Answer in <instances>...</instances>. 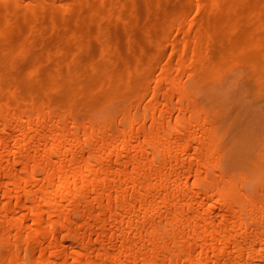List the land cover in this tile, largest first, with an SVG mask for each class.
<instances>
[{
    "label": "bare ground",
    "instance_id": "1",
    "mask_svg": "<svg viewBox=\"0 0 264 264\" xmlns=\"http://www.w3.org/2000/svg\"><path fill=\"white\" fill-rule=\"evenodd\" d=\"M142 4L0 0V264H264V0Z\"/></svg>",
    "mask_w": 264,
    "mask_h": 264
},
{
    "label": "rangeland",
    "instance_id": "2",
    "mask_svg": "<svg viewBox=\"0 0 264 264\" xmlns=\"http://www.w3.org/2000/svg\"><path fill=\"white\" fill-rule=\"evenodd\" d=\"M139 2H141V4H142V2H145L146 3V1H144V0H138ZM174 1V0H173ZM138 3V2H137ZM138 5H140V3H138ZM143 5V4H142ZM140 7V6H139ZM262 6H261V11H262ZM264 11V10H263ZM262 11V12H263ZM261 12V13H262ZM89 24H91V23H89ZM88 24V25H89ZM117 27H118V29L119 30H117V32L119 31V38H121V39H123L124 38V34H125V30H126V26H124V25H121V24H116V23H114ZM92 25V24H91ZM91 27H93V26H91ZM90 28V27H89ZM114 29H116V28H114ZM111 30H112V27H111ZM69 38H68V40L69 41H71V40H73V36H68ZM67 41V40H66ZM75 56L78 58V60H80L81 62H84L85 64H84V66L85 67H87V59L89 58V56L91 55V53H92V51H87V50H84V49H78V50H76L75 52ZM97 55V54H96ZM95 55V56H96ZM63 72H64V74H67V72H66V69H64L63 68ZM244 81H246V79H247V77H245V73H244ZM246 78V79H245ZM239 79H241V82H242V77H239ZM248 80V79H247ZM244 81H243V83H244ZM250 81V80H249ZM241 87V86H240ZM256 88V87H255ZM258 88H260V87H258ZM261 89V88H260ZM259 89V90H260ZM264 89V88H263ZM261 90L262 92H264V90ZM239 91H240V89H238ZM238 90H236L237 92H233V96H231V97H233L232 99H237L238 101H239V99H238V94H239V98H240V96L241 97H247L245 100H246V102H244V100L243 101H241V106H242V103H244V104H247V105H249V104H251V103H253V102H255L256 100H258V101H256V102H258V104L256 103V105H257V107L256 108H258V109H260L259 111H260V113L261 114H263L262 116H263V118H264V94L263 93H261V91H258L257 90V88L254 90L253 89V91H252V89H251V91L247 94V96H246V94L245 93H243V92H245V90L243 91V92H239ZM241 90H243V89H241ZM246 91H248V90H246ZM240 93L242 94V95H240ZM247 93V92H246ZM234 97H236V98H234ZM241 99V98H240ZM236 100V101H237ZM249 101V102H248ZM249 103V104H248ZM247 105H245V106H247ZM253 106H252V108L254 107V106H256V105H254V104H252ZM244 106V108H246V109H248L247 107H245ZM250 108V107H249ZM241 109H243V108H241ZM257 109V110H258ZM244 110V109H243ZM263 124H264V122H263ZM263 143H264V137H263ZM263 165H264V163H263Z\"/></svg>",
    "mask_w": 264,
    "mask_h": 264
}]
</instances>
